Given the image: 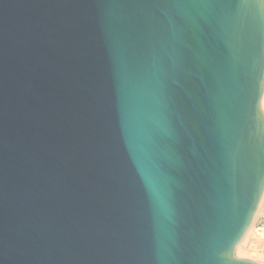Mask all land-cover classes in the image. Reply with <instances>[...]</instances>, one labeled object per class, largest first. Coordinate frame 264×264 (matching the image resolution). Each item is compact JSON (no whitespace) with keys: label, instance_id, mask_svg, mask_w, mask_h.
<instances>
[{"label":"water","instance_id":"1","mask_svg":"<svg viewBox=\"0 0 264 264\" xmlns=\"http://www.w3.org/2000/svg\"><path fill=\"white\" fill-rule=\"evenodd\" d=\"M264 5L0 0V264H264Z\"/></svg>","mask_w":264,"mask_h":264},{"label":"bare ground","instance_id":"2","mask_svg":"<svg viewBox=\"0 0 264 264\" xmlns=\"http://www.w3.org/2000/svg\"><path fill=\"white\" fill-rule=\"evenodd\" d=\"M261 105L264 110V93ZM263 203L264 194L250 225L236 246L235 254L238 257H248L264 261V230L258 231L255 227V221L261 211Z\"/></svg>","mask_w":264,"mask_h":264},{"label":"snow or ice","instance_id":"3","mask_svg":"<svg viewBox=\"0 0 264 264\" xmlns=\"http://www.w3.org/2000/svg\"><path fill=\"white\" fill-rule=\"evenodd\" d=\"M167 3L174 7L191 8L198 7L208 3V0H166ZM224 3L230 4L231 0H223ZM260 4L264 5V0H259Z\"/></svg>","mask_w":264,"mask_h":264},{"label":"built area","instance_id":"4","mask_svg":"<svg viewBox=\"0 0 264 264\" xmlns=\"http://www.w3.org/2000/svg\"><path fill=\"white\" fill-rule=\"evenodd\" d=\"M255 227L259 230H264V203L262 205L261 211L255 221Z\"/></svg>","mask_w":264,"mask_h":264}]
</instances>
